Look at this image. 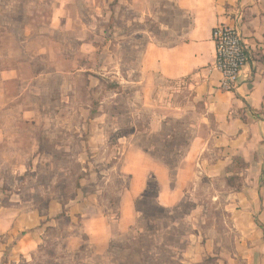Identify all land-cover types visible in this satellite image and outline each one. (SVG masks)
<instances>
[{"label": "rangeland", "instance_id": "obj_1", "mask_svg": "<svg viewBox=\"0 0 264 264\" xmlns=\"http://www.w3.org/2000/svg\"><path fill=\"white\" fill-rule=\"evenodd\" d=\"M169 2L0 0V78L2 67L18 68V78L0 84V207L35 211L42 240L26 257L8 253L11 264H221L229 255L228 214L203 183L170 212L156 204L150 188L138 203L134 228L115 229L105 246L92 245L84 219L72 210L90 203L117 221L129 184L116 167L118 133L151 128L152 110L139 103L133 83L147 39L141 30L150 21L136 22L135 9L163 13ZM156 85L163 109L192 94L184 81L158 78ZM94 106L106 121H91ZM186 135L183 123L173 120L161 134L137 141L159 147L175 167Z\"/></svg>", "mask_w": 264, "mask_h": 264}, {"label": "crops", "instance_id": "obj_2", "mask_svg": "<svg viewBox=\"0 0 264 264\" xmlns=\"http://www.w3.org/2000/svg\"><path fill=\"white\" fill-rule=\"evenodd\" d=\"M168 4L163 13L153 7L145 9L148 13L139 6L135 9L136 22L150 21L141 30L147 39L133 83L140 89L139 103L152 110L151 128L147 134L138 128L129 136L118 133L116 167L128 175L129 184L120 195L117 221L90 203H78L72 210L84 219L92 245L105 246L115 229L126 233L134 228L140 217L138 203L150 188L156 204L170 212L192 198L203 183L213 192L212 202L223 205L228 214L224 231L229 255L221 257V264H264V0H171ZM222 23L238 28L249 51L240 83L232 92L219 88L222 76L215 67L212 33ZM26 35L25 46L30 34ZM19 50L23 54V48ZM11 56V51L3 55ZM17 72L16 66L2 67L1 87L18 78ZM158 78L184 81L192 94L183 104L163 109L155 95ZM90 119L104 122L108 116L98 109ZM173 120L182 122L187 133L183 150L177 151L175 170L159 147L150 152L137 141L161 134ZM99 128L105 131L104 126ZM4 136L0 131V142ZM242 163L247 167L239 169ZM234 175L240 189L228 182ZM25 212L0 207V264H11L8 253L26 257L42 243L41 217L35 211Z\"/></svg>", "mask_w": 264, "mask_h": 264}, {"label": "built area", "instance_id": "obj_3", "mask_svg": "<svg viewBox=\"0 0 264 264\" xmlns=\"http://www.w3.org/2000/svg\"><path fill=\"white\" fill-rule=\"evenodd\" d=\"M216 46L215 67L221 73L219 88L235 91L241 80V73L249 60L248 47L235 26L217 25L212 33Z\"/></svg>", "mask_w": 264, "mask_h": 264}, {"label": "trees", "instance_id": "obj_4", "mask_svg": "<svg viewBox=\"0 0 264 264\" xmlns=\"http://www.w3.org/2000/svg\"><path fill=\"white\" fill-rule=\"evenodd\" d=\"M97 111H98V107H97V106H94V108L91 110L90 117H93V116L97 113ZM147 151L152 152V151H151V148H147ZM168 160H169V159H168ZM241 165H242V167L240 166L239 169H242V168H246V167H247L246 164H243V163H242ZM172 169H175V167L173 166ZM238 180H239L238 177H237L236 175H234V176H232V178H230V179L228 180V182H229V184H230L231 186H233V187H235V188H237V189H240V188H241V184L238 183Z\"/></svg>", "mask_w": 264, "mask_h": 264}]
</instances>
